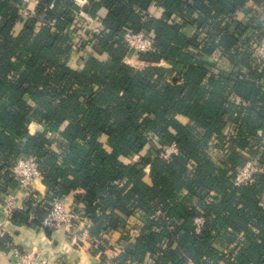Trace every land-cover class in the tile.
<instances>
[{
    "label": "trees",
    "instance_id": "obj_1",
    "mask_svg": "<svg viewBox=\"0 0 264 264\" xmlns=\"http://www.w3.org/2000/svg\"><path fill=\"white\" fill-rule=\"evenodd\" d=\"M21 7L0 0V190L17 188L9 169L35 156L49 202L84 191L74 197L92 241L142 220L117 264H264V170L252 184L232 182L250 159L264 167V61L251 44L264 35V0H42L30 22ZM80 12L101 32L71 44ZM129 31L153 40L137 55L143 68L125 62ZM33 122L44 132L31 135ZM171 144L179 153L165 160ZM49 210L13 220L42 227Z\"/></svg>",
    "mask_w": 264,
    "mask_h": 264
},
{
    "label": "built area",
    "instance_id": "obj_2",
    "mask_svg": "<svg viewBox=\"0 0 264 264\" xmlns=\"http://www.w3.org/2000/svg\"><path fill=\"white\" fill-rule=\"evenodd\" d=\"M22 7L20 9V18L24 21L28 20V8L35 7L39 10L42 0H20ZM76 4L83 6L88 3V0H75ZM49 8H53V4ZM76 23L74 22L73 28L83 26V29L69 32L70 43L74 44L78 37L85 38L88 42L93 41L95 36L101 32V22H96L91 17L83 12H80L74 16ZM33 20V19H32ZM263 26V24L259 25ZM79 31V33H78ZM79 34V35H78ZM259 34V33H258ZM252 40L253 56L259 61H264V35L260 37V40ZM120 42L124 44L131 53L136 55L147 54L153 50V40L150 36L143 32L129 31L120 38ZM179 153L178 146L171 144L165 146L161 153V157L165 160H170L173 155ZM219 151L212 148V156L216 158ZM256 159H250L247 163L237 170L233 177L232 182L235 186L249 185L255 180V176L263 172L264 167L257 164ZM10 174L18 182L17 190L27 194V201L30 200L31 193L33 194V188L37 183L42 181L43 173L41 168V162L35 156H24L19 158L9 169ZM1 185V183H0ZM11 189L6 191L0 190V203L4 204L6 209V215L12 217L15 211H27L29 210L30 221L38 219L37 209L42 208L44 204H49L50 210L46 218L42 222V228L48 229L52 232H58L65 230L67 237L73 241H84L85 234L88 235L89 229L92 226L91 220L85 216L80 200L72 196L56 199L49 202L43 196H32L33 204L31 210L28 204L25 206H18L15 196L11 194ZM212 200L211 198H209ZM161 212L159 211L157 215ZM195 230L197 234H200L205 225V219L198 217L195 219ZM135 234L132 233L131 237ZM107 248V244L93 241V248L98 249L99 246ZM103 254L105 251H99ZM15 264H48V262L39 254L36 253H18V260ZM132 264V263H130Z\"/></svg>",
    "mask_w": 264,
    "mask_h": 264
},
{
    "label": "crops",
    "instance_id": "obj_3",
    "mask_svg": "<svg viewBox=\"0 0 264 264\" xmlns=\"http://www.w3.org/2000/svg\"><path fill=\"white\" fill-rule=\"evenodd\" d=\"M104 13L106 14V11ZM150 13L152 16L160 17L162 10L152 7ZM20 29V27L17 28V31ZM185 32L192 35L194 28L187 27ZM208 60L211 64H215L217 68H230V65L225 60H218L216 57ZM125 62L133 68L146 66L134 53L128 55ZM44 130L45 126L42 124L33 122L29 125V133L31 135L42 133ZM149 171V168H146V172L149 173ZM8 189H11V194L15 196L18 206L27 205L26 193L16 188H7L6 190ZM44 190L43 184L39 182L32 191L37 193L36 196H42ZM83 194V190H77L71 195V198L74 195ZM126 221L127 227L125 229L114 231L104 236V243L108 245V248L105 253L101 254L93 248V241L89 233L88 235L85 234L84 241L76 243L67 237L64 229L48 235L41 226L26 225L20 220H13V216L8 217L4 204L0 203V264H15L18 260V253L26 252L39 254L48 264H117V260L120 259L127 244L125 238L128 236V242L135 243L143 227L142 220L136 216L129 217ZM132 232H135V234L131 237Z\"/></svg>",
    "mask_w": 264,
    "mask_h": 264
},
{
    "label": "rangeland",
    "instance_id": "obj_4",
    "mask_svg": "<svg viewBox=\"0 0 264 264\" xmlns=\"http://www.w3.org/2000/svg\"><path fill=\"white\" fill-rule=\"evenodd\" d=\"M132 233H133V232H132ZM132 233H131V234H132Z\"/></svg>",
    "mask_w": 264,
    "mask_h": 264
}]
</instances>
